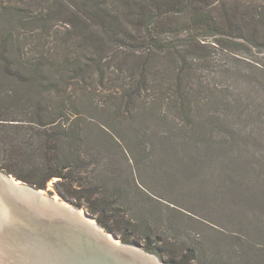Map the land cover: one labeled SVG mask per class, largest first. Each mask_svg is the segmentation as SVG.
I'll return each instance as SVG.
<instances>
[{
	"label": "trees",
	"instance_id": "1",
	"mask_svg": "<svg viewBox=\"0 0 264 264\" xmlns=\"http://www.w3.org/2000/svg\"><path fill=\"white\" fill-rule=\"evenodd\" d=\"M260 9L0 0V170L38 190L57 179L107 232L166 264H264V64L250 59L264 51ZM156 151L172 172L173 159L211 171L237 155L245 198L229 226L142 178Z\"/></svg>",
	"mask_w": 264,
	"mask_h": 264
},
{
	"label": "water",
	"instance_id": "2",
	"mask_svg": "<svg viewBox=\"0 0 264 264\" xmlns=\"http://www.w3.org/2000/svg\"><path fill=\"white\" fill-rule=\"evenodd\" d=\"M12 177L0 170V264H165L124 244L85 208L49 199L43 190Z\"/></svg>",
	"mask_w": 264,
	"mask_h": 264
},
{
	"label": "rangeland",
	"instance_id": "3",
	"mask_svg": "<svg viewBox=\"0 0 264 264\" xmlns=\"http://www.w3.org/2000/svg\"><path fill=\"white\" fill-rule=\"evenodd\" d=\"M242 1L255 4L257 7H261L260 10L264 8V0ZM252 50L254 55L250 56V59L254 61V64H264V51L259 53V51L255 49ZM225 60H227L229 64H248L244 61L236 60V57L234 58L230 54L226 55ZM155 154V164L150 162V167L146 171L140 172L142 178H144L152 188L154 187L156 190L164 193L170 198L169 200L178 202L177 204L180 206L178 208L185 213L193 212L200 216H205L208 220H212L217 224L229 226L227 220L235 215L234 213L230 214L229 211L231 209L239 210V207H243V198H245L238 190V178L234 173L239 162L235 153L229 152L223 155V159L219 161L215 168L211 167V171L208 167H204L201 171L190 170L186 167H182L181 160L173 159L176 161V166L178 167H175L174 171L177 177H174L175 175L171 168H167L163 165L162 157L165 155V158H168V155L165 152L161 153V151H156ZM156 169L159 171L156 172ZM172 178L177 179V183L171 182ZM43 192L44 196L49 199H55L57 202L65 203V205L71 204L74 209L85 208L90 215L94 216L88 211L86 206L78 208L71 200L60 194L57 188V179L51 181L48 184V188L43 190ZM64 201H67V204ZM83 210H81V213L86 214V210H84V212ZM90 220L91 222L93 221L92 218H90ZM188 222H191L189 223L190 226L196 228V225L192 221ZM199 229L201 230L202 228L199 227ZM118 244H121L120 240ZM132 246L142 248L134 244ZM159 259L166 264L164 259Z\"/></svg>",
	"mask_w": 264,
	"mask_h": 264
},
{
	"label": "bare ground",
	"instance_id": "4",
	"mask_svg": "<svg viewBox=\"0 0 264 264\" xmlns=\"http://www.w3.org/2000/svg\"><path fill=\"white\" fill-rule=\"evenodd\" d=\"M12 181H15V178L14 177H12V178H10ZM83 212H84V210H83ZM86 212V211H85ZM93 219V221H92V223L94 224V228H97V229H100V226L99 225H96V218L94 219V218H92ZM111 236L113 237V235L111 234ZM115 240H116V242L118 243V241L120 240V239H118V238H115ZM120 245V244H119Z\"/></svg>",
	"mask_w": 264,
	"mask_h": 264
}]
</instances>
